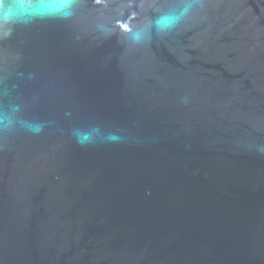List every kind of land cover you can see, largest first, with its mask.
Wrapping results in <instances>:
<instances>
[{"label": "water", "instance_id": "1", "mask_svg": "<svg viewBox=\"0 0 264 264\" xmlns=\"http://www.w3.org/2000/svg\"><path fill=\"white\" fill-rule=\"evenodd\" d=\"M30 4L0 21V264H264V0Z\"/></svg>", "mask_w": 264, "mask_h": 264}, {"label": "clouds", "instance_id": "2", "mask_svg": "<svg viewBox=\"0 0 264 264\" xmlns=\"http://www.w3.org/2000/svg\"><path fill=\"white\" fill-rule=\"evenodd\" d=\"M30 6V0H24L22 3H6V0H0V21L11 23L19 18L16 11L17 8ZM137 38L136 35L133 36V39Z\"/></svg>", "mask_w": 264, "mask_h": 264}]
</instances>
